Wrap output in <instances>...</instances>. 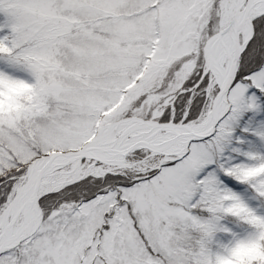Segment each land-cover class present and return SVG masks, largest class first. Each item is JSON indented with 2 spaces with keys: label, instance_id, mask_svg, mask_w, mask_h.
Listing matches in <instances>:
<instances>
[{
  "label": "snow or ice",
  "instance_id": "obj_1",
  "mask_svg": "<svg viewBox=\"0 0 264 264\" xmlns=\"http://www.w3.org/2000/svg\"><path fill=\"white\" fill-rule=\"evenodd\" d=\"M0 264H264V0H0Z\"/></svg>",
  "mask_w": 264,
  "mask_h": 264
}]
</instances>
